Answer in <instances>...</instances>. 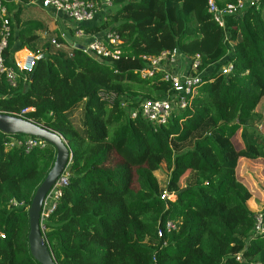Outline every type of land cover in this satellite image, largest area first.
I'll use <instances>...</instances> for the list:
<instances>
[{
    "label": "trees",
    "instance_id": "1",
    "mask_svg": "<svg viewBox=\"0 0 264 264\" xmlns=\"http://www.w3.org/2000/svg\"><path fill=\"white\" fill-rule=\"evenodd\" d=\"M208 1L110 0L100 24L79 30L115 31L122 57L112 62L71 49L75 31L49 32L30 0H0L10 26L6 65L23 49L37 58L30 73L17 70L14 87L0 74V113L31 109L25 118L57 133L71 154L68 185L42 231L56 264H264V233L236 177L242 155L264 166V0L225 16L224 29ZM213 1L223 8L237 0ZM172 51L187 61L199 56L200 74L215 68L167 124L131 119L134 101L171 94L162 71L139 76L149 67L142 58ZM24 138L0 132V264H38L28 250L27 210L55 150L5 146ZM157 172L167 174L165 185ZM261 217L264 228V210Z\"/></svg>",
    "mask_w": 264,
    "mask_h": 264
},
{
    "label": "built area",
    "instance_id": "2",
    "mask_svg": "<svg viewBox=\"0 0 264 264\" xmlns=\"http://www.w3.org/2000/svg\"><path fill=\"white\" fill-rule=\"evenodd\" d=\"M262 0H237L234 4H228L223 8H219L213 0L208 1L207 10L212 16L213 21L218 27L225 28V16H236L244 10L257 6ZM34 5L41 10L57 14L65 17L74 26L75 35L77 38L84 41L82 53L90 52L97 60L119 61L122 57L121 40L119 35L112 30L106 29L96 34H84L79 30L80 26H86L94 22L98 12L106 14L112 8L110 0H102L99 5L93 2L81 0H30L29 5ZM0 74L4 75L7 82L14 87L17 80L16 71L24 74L30 73L35 65L36 57L29 51H24L22 54H13V66H7L3 52L7 49L8 40L10 37V26L8 14L4 7L0 5ZM45 35V34H43ZM51 45L55 49H61L63 45L57 42L56 38L50 39ZM72 46V45H71ZM65 48V46L63 47ZM71 49H77L71 47ZM79 50V49H77ZM72 56V54H70ZM148 63V68L137 71L143 79L153 77L156 70L163 72V80L169 84L171 94L158 100H136V104L129 110V117L136 119L142 117L147 122L156 126L167 124L174 109H184L186 107V96L192 97L196 94V87L201 83V74L198 73L200 67V58L195 56L189 60L187 69L184 75H178V66L181 62L180 55L177 51L162 53L157 58L143 57ZM231 70V65L222 68V73L226 74ZM100 98H109L112 100L114 95L99 94ZM125 105L127 103H124ZM122 104V106H124ZM31 109L22 110L17 117L25 118L26 113ZM28 120V119H27ZM46 143L35 138L25 137L21 140L7 142V148L13 146H23L25 151H30L33 148H42ZM68 185V166L58 177L53 184L42 204L39 225L41 231L44 230V222L49 215L54 211L57 202L62 196L63 189ZM170 198L166 193H163L161 199ZM166 231L169 232L175 229V225L171 222L166 224ZM256 231L264 233L262 227V218H256ZM161 231L158 236H161Z\"/></svg>",
    "mask_w": 264,
    "mask_h": 264
},
{
    "label": "water",
    "instance_id": "3",
    "mask_svg": "<svg viewBox=\"0 0 264 264\" xmlns=\"http://www.w3.org/2000/svg\"><path fill=\"white\" fill-rule=\"evenodd\" d=\"M67 42L73 47L83 50V46L72 44V42L68 39ZM87 53L90 57L96 59L93 54L90 52ZM0 132L6 135H21L39 139L50 145L55 150V160L53 166L46 175L43 182L37 188L27 210L29 227L27 244L30 255L38 264H56L43 239L39 220L45 196L61 173L69 165L71 159L70 151L57 133L34 124L30 120L14 115L0 113Z\"/></svg>",
    "mask_w": 264,
    "mask_h": 264
},
{
    "label": "rangeland",
    "instance_id": "4",
    "mask_svg": "<svg viewBox=\"0 0 264 264\" xmlns=\"http://www.w3.org/2000/svg\"><path fill=\"white\" fill-rule=\"evenodd\" d=\"M112 10L113 8H110V11ZM187 63L189 64V62ZM213 68L215 67L213 66L202 72L200 76L201 80L205 75H209L214 70ZM186 69L187 65L180 62L177 74L184 75ZM259 112H264V106L259 109ZM155 176L161 186L165 185L167 181V174L157 172ZM236 177L238 181L242 183L250 192L251 197L246 203L248 209L255 214L256 218H262L261 215L264 210V166L262 161L258 159H251L250 157H247V155H242L238 160ZM171 198H173V196H170V199Z\"/></svg>",
    "mask_w": 264,
    "mask_h": 264
},
{
    "label": "crops",
    "instance_id": "5",
    "mask_svg": "<svg viewBox=\"0 0 264 264\" xmlns=\"http://www.w3.org/2000/svg\"><path fill=\"white\" fill-rule=\"evenodd\" d=\"M29 7L31 8V10H36V11L41 10L40 8H38L32 4L29 5ZM43 12L44 13H42V15H43L42 21L47 24V29L49 32H52L54 35L55 34L60 35L61 37H64V38L71 36V34H72L71 31L74 30V26L72 25V23L70 21H68L65 17H63L61 15L52 14V13L46 12V11H43ZM103 19H104V14L102 12H98L96 17H95L94 22L96 25H98L103 21ZM75 33L76 32H74V34H72V36L70 37L72 39L70 41L72 42V44H77V45L82 46L84 41L82 39L77 38ZM42 36H44V35L40 34V37H42ZM68 40H69V38H68ZM67 44H68V42H67ZM68 45H70V44H68ZM24 51H28V50H26V49L20 50L17 54H22V52H24ZM14 56H15V54H14ZM181 62L185 63L188 67L187 62H189V61L182 59Z\"/></svg>",
    "mask_w": 264,
    "mask_h": 264
}]
</instances>
